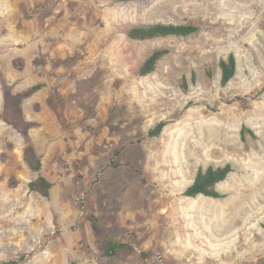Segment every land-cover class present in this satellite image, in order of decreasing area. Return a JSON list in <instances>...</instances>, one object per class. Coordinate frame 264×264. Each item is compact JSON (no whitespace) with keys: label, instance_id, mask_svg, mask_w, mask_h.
Wrapping results in <instances>:
<instances>
[{"label":"rangeland","instance_id":"1","mask_svg":"<svg viewBox=\"0 0 264 264\" xmlns=\"http://www.w3.org/2000/svg\"><path fill=\"white\" fill-rule=\"evenodd\" d=\"M155 23L199 30L127 34ZM36 83L23 107L53 186L29 189L25 140L0 118V264H263L264 0H0V114L5 86ZM228 163L223 197L185 195ZM108 239L135 251L104 256Z\"/></svg>","mask_w":264,"mask_h":264},{"label":"trees","instance_id":"2","mask_svg":"<svg viewBox=\"0 0 264 264\" xmlns=\"http://www.w3.org/2000/svg\"><path fill=\"white\" fill-rule=\"evenodd\" d=\"M125 1V0H124ZM199 26L195 24H174V23H155L150 25L134 26L128 31V36L138 39H149L160 36L178 35L187 36L196 33ZM168 48L155 50L142 64L140 74L147 75L156 69L160 59L169 53ZM17 68H22L24 60L17 57L13 61ZM220 68L222 70L221 81L225 86L235 76L237 68L236 56L232 53L228 58L220 60ZM45 86L44 83H36L26 89L14 91L12 86H5V108L0 114V118L15 128L25 140V147L23 157L29 167L38 173V176L28 183L31 191H36L44 197H49L52 181L42 174L43 159L38 154L35 145L30 139V129L32 122L26 117L23 107V102L41 88ZM167 121H160L148 131L149 136H158L162 133ZM234 171L233 166L228 163L224 166H209L206 170H199L194 181L185 189L184 193L187 196L195 197L199 194L218 198L223 197L224 194L217 189V184L227 180L229 175ZM15 179H10V185L15 187L13 183ZM135 251V246L130 242L116 241L108 239L104 242L103 255L107 257H114L121 254H127ZM142 255H145L142 252ZM26 256H21L18 259H9L4 261L5 264H22ZM264 264V262H263Z\"/></svg>","mask_w":264,"mask_h":264}]
</instances>
